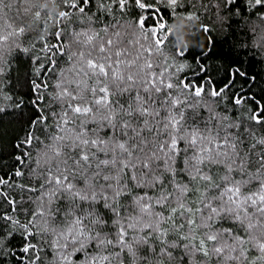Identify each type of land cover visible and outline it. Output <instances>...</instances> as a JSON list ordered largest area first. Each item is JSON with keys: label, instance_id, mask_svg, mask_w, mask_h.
I'll return each mask as SVG.
<instances>
[{"label": "snow or ice", "instance_id": "obj_1", "mask_svg": "<svg viewBox=\"0 0 264 264\" xmlns=\"http://www.w3.org/2000/svg\"><path fill=\"white\" fill-rule=\"evenodd\" d=\"M237 3L201 6L223 13L224 29L234 19L244 29L264 8L245 0L246 16ZM181 7L0 0V99L14 100L4 85L16 53L34 65V98L7 105L33 111L11 162L0 157V256L43 264L50 249L58 264H124L125 253L131 264H264V97L245 68L217 80L202 75L203 48L172 46L165 12L191 19ZM24 17L31 28L17 25ZM29 34L30 47L8 43ZM190 51L201 65L191 78L180 75Z\"/></svg>", "mask_w": 264, "mask_h": 264}, {"label": "trees", "instance_id": "obj_2", "mask_svg": "<svg viewBox=\"0 0 264 264\" xmlns=\"http://www.w3.org/2000/svg\"><path fill=\"white\" fill-rule=\"evenodd\" d=\"M184 7L178 9L182 14L194 13L191 19H185L184 15H177L174 19L167 12L165 16L169 23L170 41L173 47L178 49L195 48L197 50L203 48L207 53L201 61L205 71L204 76H211L214 79L220 80L225 75V70L231 66H240L245 68L251 77H255L252 85V92L257 95V98L264 97V20L257 18L256 11L264 12V8H260L251 13V17L241 29V20L234 19L229 28L224 29L225 20L224 14L219 13L213 8H205L202 5H209L211 0H182ZM41 7H46L48 11L57 13L58 9L51 3H41ZM239 7L244 15H249L245 8V0H238V3L233 7ZM95 11V5L93 4ZM12 15H15V9ZM76 19L75 17L73 18ZM24 25L31 28L34 21L26 17L17 21V25ZM207 26L211 29L209 33L202 31L201 26ZM48 28L53 25L49 23ZM252 30H255L256 36L253 37ZM30 35L15 38L10 37L8 43L14 40H21L23 46L30 47L32 39ZM211 41L208 43V41ZM260 40V47H256L254 41ZM206 45V46H205ZM39 46V44L37 45ZM204 46V47H203ZM194 53L190 51L183 59L189 64L180 75H187L189 78L199 70L200 64L193 59ZM63 58H61V65ZM34 65L31 63L29 55L22 52H17L12 60L11 68L8 70L10 79L5 83L6 89H11L13 101L0 99V106H5L6 110L0 113V157L6 162H11V156L18 150L14 148L18 139L24 135V122L33 109L25 107L24 115L21 116L20 110H15L7 107L14 103L15 100H23L26 104L34 98V93L31 91L32 79L34 78ZM55 77L49 82L48 92L54 91ZM47 99V97H46ZM146 254V250H143ZM251 256H256L258 253L252 251ZM42 258L46 256L43 264H58L52 250L48 249L41 253ZM74 260L82 259L81 254L73 257ZM0 261L3 264H15V262L6 257L0 256ZM124 264H131V257L127 253L124 254ZM187 264V261L185 262Z\"/></svg>", "mask_w": 264, "mask_h": 264}]
</instances>
